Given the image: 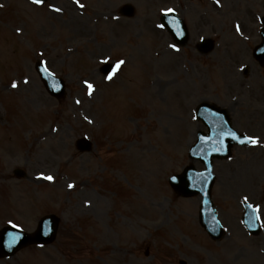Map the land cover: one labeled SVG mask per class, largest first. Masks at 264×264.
Here are the masks:
<instances>
[{
  "label": "rangeland",
  "instance_id": "rangeland-1",
  "mask_svg": "<svg viewBox=\"0 0 264 264\" xmlns=\"http://www.w3.org/2000/svg\"><path fill=\"white\" fill-rule=\"evenodd\" d=\"M125 4L133 17L120 15ZM169 9L189 27L184 46L160 27ZM262 14L264 0H0V229L32 231L52 212L62 220L54 244L0 264H264V67L252 56ZM206 37L217 46L202 55L195 44ZM38 58L66 79L61 98L46 91ZM112 61L113 80L102 73ZM204 101L259 138L215 161L219 243L199 223L200 197L168 182L203 168L188 149L206 131L194 116ZM83 136L90 151L77 148ZM19 167L29 178L14 176ZM245 200L259 209V236L240 223Z\"/></svg>",
  "mask_w": 264,
  "mask_h": 264
},
{
  "label": "water",
  "instance_id": "water-1",
  "mask_svg": "<svg viewBox=\"0 0 264 264\" xmlns=\"http://www.w3.org/2000/svg\"><path fill=\"white\" fill-rule=\"evenodd\" d=\"M123 12L127 15H133L134 10L131 6L127 5L124 7ZM165 22V21H164ZM166 23V22H165ZM179 23H176L177 26ZM185 32L186 29L184 28ZM180 36H182L180 32ZM185 39L183 38L182 41ZM202 47L208 49L210 47V43H204ZM264 53V49L262 50ZM264 58L261 56L260 58ZM61 87H57L55 82H48V89L60 96L63 94V83H58ZM61 89V90H60ZM60 90V91H57ZM205 110V109H204ZM210 110V109H208ZM212 113H214L212 111ZM221 115V116H220ZM219 117L221 120H218L216 123L210 122L211 133L210 137L201 139V142L198 144L201 147V156L200 158L206 163L207 170L201 173L189 170L187 168L182 175L173 176L171 178L172 186L178 191L180 194L185 196H191L194 194L201 193L203 196L202 206H201V221L204 226L209 230L213 237H219V231L217 227V222H215V210L211 201V188L213 184V175L211 173V162L212 158L215 157H229L231 153V147L234 142L237 140H242V138H235V135L231 133V127L228 116L224 114H220ZM213 117V116H211ZM216 117V116H214ZM226 119V120H225ZM228 122V123H227ZM221 124V125H216ZM79 146L81 149H88L90 146L85 141H79ZM19 173V172H18ZM58 218L50 215L46 216L40 221L39 228L34 234H26L20 233L11 228L7 229L5 234L0 236V252L1 254H5L3 250V245H9L10 251L9 253L15 251L17 248L29 244L31 242H50L55 238L57 226H58ZM220 229V227H219ZM257 231V230H255ZM45 232L48 234L46 235Z\"/></svg>",
  "mask_w": 264,
  "mask_h": 264
},
{
  "label": "snow or ice",
  "instance_id": "snow-or-ice-1",
  "mask_svg": "<svg viewBox=\"0 0 264 264\" xmlns=\"http://www.w3.org/2000/svg\"><path fill=\"white\" fill-rule=\"evenodd\" d=\"M43 0H36V3H42ZM217 2H219V0H217ZM77 3H79V0H77ZM83 6V5H81ZM57 11H59V9H57ZM168 11H171V10H168ZM123 61H120V64H122ZM117 67H119V65H117ZM109 79H111V77H109ZM15 87V84L13 85ZM91 87V86H89ZM247 139H250L253 143H256L257 141L255 139H252V138H247ZM49 179H51V177H49Z\"/></svg>",
  "mask_w": 264,
  "mask_h": 264
},
{
  "label": "bare ground",
  "instance_id": "bare-ground-1",
  "mask_svg": "<svg viewBox=\"0 0 264 264\" xmlns=\"http://www.w3.org/2000/svg\"><path fill=\"white\" fill-rule=\"evenodd\" d=\"M261 182H264V179H262ZM247 187H250V185L247 184Z\"/></svg>",
  "mask_w": 264,
  "mask_h": 264
}]
</instances>
